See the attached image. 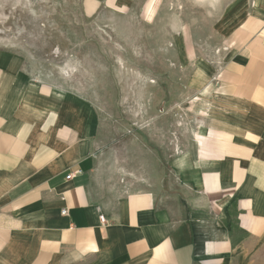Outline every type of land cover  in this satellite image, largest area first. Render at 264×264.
<instances>
[{
    "label": "crops",
    "instance_id": "1",
    "mask_svg": "<svg viewBox=\"0 0 264 264\" xmlns=\"http://www.w3.org/2000/svg\"><path fill=\"white\" fill-rule=\"evenodd\" d=\"M237 1L165 166L0 52V264H264V0Z\"/></svg>",
    "mask_w": 264,
    "mask_h": 264
},
{
    "label": "rangeland",
    "instance_id": "2",
    "mask_svg": "<svg viewBox=\"0 0 264 264\" xmlns=\"http://www.w3.org/2000/svg\"><path fill=\"white\" fill-rule=\"evenodd\" d=\"M236 1L0 0V52L27 77L86 98L109 130L165 166L198 86L220 65Z\"/></svg>",
    "mask_w": 264,
    "mask_h": 264
},
{
    "label": "built area",
    "instance_id": "3",
    "mask_svg": "<svg viewBox=\"0 0 264 264\" xmlns=\"http://www.w3.org/2000/svg\"><path fill=\"white\" fill-rule=\"evenodd\" d=\"M70 177H71V174H69V175L66 177V179L69 180ZM66 213H67V211H66L65 209H63V210L61 211V214H62V215H65ZM99 219H100V222H101V223H105V220H104V217H103V216H100Z\"/></svg>",
    "mask_w": 264,
    "mask_h": 264
}]
</instances>
